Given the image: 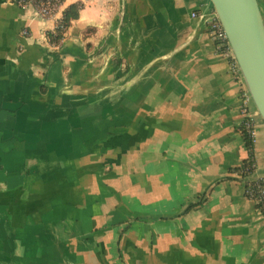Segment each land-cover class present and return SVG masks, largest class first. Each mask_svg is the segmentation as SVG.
Returning a JSON list of instances; mask_svg holds the SVG:
<instances>
[{
  "label": "crops",
  "instance_id": "obj_1",
  "mask_svg": "<svg viewBox=\"0 0 264 264\" xmlns=\"http://www.w3.org/2000/svg\"><path fill=\"white\" fill-rule=\"evenodd\" d=\"M209 4L63 0L41 18L0 0V264H264L246 195L264 124L240 177L245 82L191 15Z\"/></svg>",
  "mask_w": 264,
  "mask_h": 264
},
{
  "label": "water",
  "instance_id": "obj_2",
  "mask_svg": "<svg viewBox=\"0 0 264 264\" xmlns=\"http://www.w3.org/2000/svg\"><path fill=\"white\" fill-rule=\"evenodd\" d=\"M264 122V17L259 0H210Z\"/></svg>",
  "mask_w": 264,
  "mask_h": 264
},
{
  "label": "built area",
  "instance_id": "obj_3",
  "mask_svg": "<svg viewBox=\"0 0 264 264\" xmlns=\"http://www.w3.org/2000/svg\"><path fill=\"white\" fill-rule=\"evenodd\" d=\"M63 0H19V4L22 6H32L38 16L41 18H49L53 16L60 6ZM193 18H199L206 28L209 38L213 41L216 51L228 61V69L231 73H234L239 79L243 80V75L232 49V46L228 40L225 29L212 5L209 4L205 8H202L199 12H192ZM58 26L64 28L59 20L56 24V29ZM56 31V30H55ZM27 34V31H23ZM240 100H241V113L243 116L242 126L249 129L251 136L255 141L256 136V126L258 120H256L257 110H252V97L246 86L243 84L240 89ZM246 168V167H242ZM251 168L255 170L256 163H252ZM247 169V168H246ZM249 169V168H248ZM240 177L241 174H238ZM246 195L251 200L255 201L258 205L257 209L264 215V179H254L247 182Z\"/></svg>",
  "mask_w": 264,
  "mask_h": 264
},
{
  "label": "trees",
  "instance_id": "obj_4",
  "mask_svg": "<svg viewBox=\"0 0 264 264\" xmlns=\"http://www.w3.org/2000/svg\"><path fill=\"white\" fill-rule=\"evenodd\" d=\"M82 9V4L80 3H73L70 4L65 10H64V15L61 20V24L64 28L61 29L60 26L56 29L55 33H50L49 36L53 41H59L67 28L70 26L71 22L73 20H76L79 17L80 10ZM241 132L243 135V138L246 143V147L248 149V154L249 157L244 163V167L246 168H237V173L241 174L242 177H247L250 174L253 173V169L251 168L252 163L255 161V141L253 137L251 136L249 129L242 126L241 127ZM249 168V169H248ZM258 207V205H256Z\"/></svg>",
  "mask_w": 264,
  "mask_h": 264
},
{
  "label": "rangeland",
  "instance_id": "obj_5",
  "mask_svg": "<svg viewBox=\"0 0 264 264\" xmlns=\"http://www.w3.org/2000/svg\"><path fill=\"white\" fill-rule=\"evenodd\" d=\"M259 2L261 3V0H259ZM256 118H257L256 120H259V122L264 124V122H263L262 118L260 117L259 113H257ZM257 127H258V125L256 126V129H257ZM256 139H257V133H256V136H255V142H256Z\"/></svg>",
  "mask_w": 264,
  "mask_h": 264
}]
</instances>
